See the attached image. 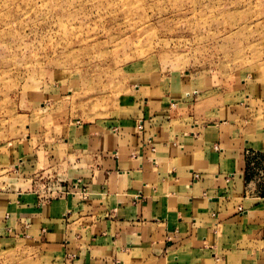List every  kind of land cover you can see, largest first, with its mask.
<instances>
[{
    "label": "crops",
    "instance_id": "0c3cea01",
    "mask_svg": "<svg viewBox=\"0 0 264 264\" xmlns=\"http://www.w3.org/2000/svg\"><path fill=\"white\" fill-rule=\"evenodd\" d=\"M193 78L150 77L136 115L78 126L42 169L17 166L0 242L61 264H264V199L245 176L264 123Z\"/></svg>",
    "mask_w": 264,
    "mask_h": 264
},
{
    "label": "rangeland",
    "instance_id": "374dc122",
    "mask_svg": "<svg viewBox=\"0 0 264 264\" xmlns=\"http://www.w3.org/2000/svg\"><path fill=\"white\" fill-rule=\"evenodd\" d=\"M178 75L264 123V0H0V190L78 126L136 115L143 81ZM7 238L0 264H61Z\"/></svg>",
    "mask_w": 264,
    "mask_h": 264
},
{
    "label": "built area",
    "instance_id": "2783aa9c",
    "mask_svg": "<svg viewBox=\"0 0 264 264\" xmlns=\"http://www.w3.org/2000/svg\"><path fill=\"white\" fill-rule=\"evenodd\" d=\"M247 184L258 187L259 195L264 199V150L256 151L247 149L245 151ZM196 178L197 175L195 174Z\"/></svg>",
    "mask_w": 264,
    "mask_h": 264
}]
</instances>
